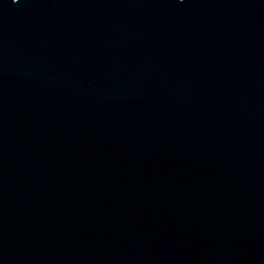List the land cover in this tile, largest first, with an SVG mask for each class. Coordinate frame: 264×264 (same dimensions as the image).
I'll return each mask as SVG.
<instances>
[{"label": "water", "instance_id": "95a60500", "mask_svg": "<svg viewBox=\"0 0 264 264\" xmlns=\"http://www.w3.org/2000/svg\"><path fill=\"white\" fill-rule=\"evenodd\" d=\"M0 264H264V0H0Z\"/></svg>", "mask_w": 264, "mask_h": 264}]
</instances>
